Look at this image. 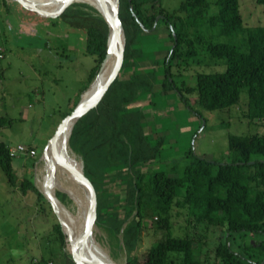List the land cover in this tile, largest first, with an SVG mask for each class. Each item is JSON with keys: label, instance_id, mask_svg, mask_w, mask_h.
<instances>
[{"label": "trees", "instance_id": "1", "mask_svg": "<svg viewBox=\"0 0 264 264\" xmlns=\"http://www.w3.org/2000/svg\"><path fill=\"white\" fill-rule=\"evenodd\" d=\"M255 1L264 7V0ZM162 2L118 0L126 39L119 74L98 103L76 121L68 138L71 149L65 152L81 156L85 178L97 199L95 224L122 244L125 264H202L192 238L170 235L169 212L173 206L185 208L197 223L223 229L225 239L214 251L221 264H264V240L257 239L264 236V135H229V158L224 162L194 155L191 149L184 155L191 158L174 176L165 169L150 167L160 155L163 138L157 140L148 135L147 114L135 103L156 84H161L163 92L176 91L184 101V93L174 84L173 68L193 63L202 48L211 58L224 60L225 68L197 72L195 86L185 87L183 82L182 89L188 94L196 92V101L208 110L228 109L245 92L244 116L250 120L264 118V22L244 27L238 0H181L178 9L172 11ZM101 3L110 12L103 0ZM210 4L217 10L204 15L178 13L186 12L188 5L208 9ZM57 16L85 32V52L93 55L95 61L89 74L91 82L106 54L107 24L84 3H73ZM162 24L171 45L161 62L155 60L150 68H141L137 63L143 57L142 48L137 46L139 36ZM242 32L245 49L238 42ZM219 36L228 40L213 42ZM11 123V118L0 115V127ZM13 157L9 146L0 141V168L7 183L17 186ZM63 159L59 157L56 178L68 185ZM117 181L122 185V195L109 189V184ZM32 188L35 189L32 179L25 177L21 191ZM178 188L182 189L179 194ZM57 192L64 200L66 194L60 193V189ZM147 211L157 215V225L166 236L138 256L135 251ZM64 227L71 230L65 224ZM52 231L65 248L66 237L58 222L53 224ZM49 260L40 257L28 264H47Z\"/></svg>", "mask_w": 264, "mask_h": 264}, {"label": "rangeland", "instance_id": "2", "mask_svg": "<svg viewBox=\"0 0 264 264\" xmlns=\"http://www.w3.org/2000/svg\"><path fill=\"white\" fill-rule=\"evenodd\" d=\"M238 2L244 27L263 24L262 4L255 0ZM77 3L89 5L102 16L85 0ZM180 3L181 0L162 2L169 11L177 10ZM216 10L212 4L208 9L188 5L186 12L178 13L204 15ZM167 33L162 24L155 31L140 34L137 46L142 48L143 57L137 63L141 68H150L155 60L161 62L171 45ZM244 33L238 37L242 49L246 48ZM85 38L82 29L69 26L57 15L40 16L17 0H0V115L12 119L9 126L0 127V141L13 150L18 145L34 150L32 155L13 157L17 186L7 183L0 168V264L34 263L40 257L51 259L55 264H77L75 252L79 250L80 239L72 235L67 238L65 234L66 247L62 248L52 231L53 224H60V219L44 195L43 169L47 172L49 156L45 159L43 156L45 145L56 127L71 113L81 91L97 74L89 82L95 61L93 55L85 52ZM227 40L226 36L213 38V42ZM192 62L186 67L173 68L174 84L184 93V101L174 90L163 92L161 84L140 96L147 114L148 135L152 139L163 138L160 155L150 167L165 169L174 176L191 158V155L184 157L191 149L194 155L224 162L229 158V135H264V118L250 120L244 116L247 105L245 92L241 93L238 103L228 109L208 110L196 101V92L188 94L182 89L183 82L185 87L195 86L197 72H216L225 68L224 60L211 58L202 48ZM67 151H70L68 145ZM75 156L81 160L79 154L75 153ZM76 165L80 167L79 163ZM63 167L64 177L70 186L69 181H73L75 176L65 158ZM25 177L32 179L35 189L23 193L20 186ZM73 189L81 191L79 185ZM109 189L112 193L123 194L118 181L109 184ZM177 191L179 194L182 189ZM56 198L65 212L85 224V214L70 195L66 194L64 200L58 195ZM156 217L153 211H147L143 219L141 240L135 251L138 256H143L151 245L166 236L165 230L158 227ZM169 220L170 235L192 238L202 264H221L214 252L217 244L225 239L221 227L197 223L185 208L177 206L169 212ZM94 233L107 256L115 264H125L126 253L122 244H117L116 239L96 225ZM257 239L264 240V236Z\"/></svg>", "mask_w": 264, "mask_h": 264}, {"label": "water", "instance_id": "3", "mask_svg": "<svg viewBox=\"0 0 264 264\" xmlns=\"http://www.w3.org/2000/svg\"><path fill=\"white\" fill-rule=\"evenodd\" d=\"M17 1L23 7L36 12L40 16L50 17L60 14L63 10L75 3L76 0H63L62 3L56 9L51 11L38 9L34 4H27L28 2L24 3L23 0ZM103 1L104 4L110 8L111 14H113V17H103L108 28L105 57L100 63L99 69L93 81L88 85L84 92L81 93L80 99L74 109L71 111V113H69L62 119V121L58 124L54 133L45 145V149L48 146L52 145L54 149L57 150L59 154L70 163L71 167L73 168L77 184L82 189L89 205L84 234L81 239L79 250L75 252V260L77 264H101L96 259H91L90 257H88L87 252L85 250L86 242L92 235L94 227L96 225L95 220L97 199L92 190L90 189L87 179L85 178L82 160L78 161L75 157L69 155L64 150L60 149L56 145V142L66 130H69V138L70 132L76 121L98 103L102 95L105 93L110 84L117 78L119 74V70L124 56L126 39L122 23L118 15V0H116V7L112 6L109 0ZM157 20L158 17L155 18V23L157 22ZM154 28L155 26L152 27V29ZM109 64H111V70L108 77L104 82L99 83L100 76ZM76 163H79V168ZM47 200L50 201L48 198ZM60 224L62 231L64 232V234H66L61 220Z\"/></svg>", "mask_w": 264, "mask_h": 264}, {"label": "bare ground", "instance_id": "4", "mask_svg": "<svg viewBox=\"0 0 264 264\" xmlns=\"http://www.w3.org/2000/svg\"><path fill=\"white\" fill-rule=\"evenodd\" d=\"M23 1L28 2L27 4H34L39 9L51 11L56 9L62 3L63 0H23ZM79 1L81 0H76L75 3ZM85 1L90 5L94 6L96 9H98L102 17H107V18L113 17V14H111L109 7L108 8L110 12L106 11L102 7L101 0H93V2L92 0H85ZM109 1L112 4V6L116 7V0H109ZM110 70H111V64L108 65V67L104 70V72L100 76L99 83H102L106 80V78L110 73ZM68 133L69 130H66L64 134L56 142V145L64 151H67ZM59 157L61 159L64 158L59 154L57 150L54 149L52 145L48 146L45 149L43 159L48 158V161H47V172L44 171L43 169L44 193L45 196L52 203L55 212L57 213L59 219L62 222L63 227L65 224L66 227L71 229L68 230L64 227L66 234L77 237L78 239H80V243H81L82 235L84 234L86 224L82 223L81 221L77 220L69 213L65 212V210L60 205L61 202L58 201L56 198L57 190L60 189L61 191L65 192L67 195H70L78 203V205L81 207L83 213L86 216V220H87L89 205L87 203L86 197L83 195L82 189L81 191H77L73 189L74 186L78 185L75 178L72 179L73 181H69V183H71L70 186L61 183L60 181L57 180L56 177H57V167H58ZM85 250L87 252L88 257H90L91 259H96L101 264H115L107 256L104 249L97 243L94 230L92 235L86 242Z\"/></svg>", "mask_w": 264, "mask_h": 264}, {"label": "built area", "instance_id": "5", "mask_svg": "<svg viewBox=\"0 0 264 264\" xmlns=\"http://www.w3.org/2000/svg\"><path fill=\"white\" fill-rule=\"evenodd\" d=\"M10 154L12 156H16L19 154L32 155V154H34V150L28 149L22 145H18L16 150H13L12 148H10ZM47 264H55V263L53 261L49 260V261H47Z\"/></svg>", "mask_w": 264, "mask_h": 264}, {"label": "crops", "instance_id": "6", "mask_svg": "<svg viewBox=\"0 0 264 264\" xmlns=\"http://www.w3.org/2000/svg\"><path fill=\"white\" fill-rule=\"evenodd\" d=\"M84 89H85V88H84ZM84 89H83V90H84ZM83 90H82V91H83ZM82 91H81V92H82ZM142 94H143V93H142ZM136 103H137V104H140V105L143 107L144 112L146 113V110H145V108H144V106H143V99H142L141 97H140L138 100H136ZM146 118H147V117H146ZM146 118H145V121H146ZM146 128H147V126H145V130H146ZM146 132L148 133V131H146Z\"/></svg>", "mask_w": 264, "mask_h": 264}]
</instances>
